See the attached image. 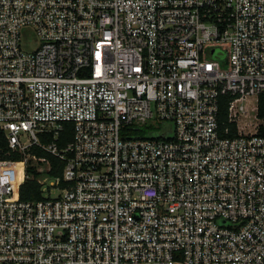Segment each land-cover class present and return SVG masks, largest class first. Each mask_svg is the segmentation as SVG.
I'll list each match as a JSON object with an SVG mask.
<instances>
[{
    "label": "built area",
    "instance_id": "1",
    "mask_svg": "<svg viewBox=\"0 0 264 264\" xmlns=\"http://www.w3.org/2000/svg\"><path fill=\"white\" fill-rule=\"evenodd\" d=\"M260 97L264 0H0V264H264Z\"/></svg>",
    "mask_w": 264,
    "mask_h": 264
},
{
    "label": "trees",
    "instance_id": "2",
    "mask_svg": "<svg viewBox=\"0 0 264 264\" xmlns=\"http://www.w3.org/2000/svg\"><path fill=\"white\" fill-rule=\"evenodd\" d=\"M230 100V97L223 96L219 98V113H218V122L220 125V130L222 131L223 136L227 137H234L237 135V129H236V123L229 121L228 118V102ZM257 116L259 119L264 118V97H260L259 103H258V110H257ZM64 130L60 133L58 138V145L62 146L67 141H70L72 137V124L70 123H64ZM225 128L229 129L228 134H224ZM47 140H50L51 137H47ZM33 151L38 156H46L50 159L52 164V169L49 172V175L51 177H58L62 174V169L64 167L63 163L58 162L54 157H51L46 152L40 150V149H33ZM14 159H19L18 156H14ZM28 178L25 180V182L18 187L17 191V199L21 201H38L42 199L41 196V186L36 181V177L38 176V173L35 172V170L31 167H27L26 169Z\"/></svg>",
    "mask_w": 264,
    "mask_h": 264
},
{
    "label": "rangeland",
    "instance_id": "3",
    "mask_svg": "<svg viewBox=\"0 0 264 264\" xmlns=\"http://www.w3.org/2000/svg\"><path fill=\"white\" fill-rule=\"evenodd\" d=\"M26 31H27V34L25 37L26 41H27L26 50H31L33 47H35L38 44L39 40H38V37L36 36L34 30L31 27H29V29H27ZM246 106H247L249 111L253 110V108L255 106L254 99H249L246 102ZM256 112H255V115H256ZM253 114H254V112H252V113L250 112V115H247V116L241 115L237 118V124L241 130H244V131L252 130V126H254V124H256V123L261 124L262 123V120L256 119L255 115H253ZM250 123L252 125H250ZM158 124L162 125V123L160 121H157V125ZM163 129H165V131H162ZM159 131L162 133L167 132V135L171 136V134H172V123H165L164 125L161 126ZM53 193H55V192H53ZM53 196H55V194H53L52 197Z\"/></svg>",
    "mask_w": 264,
    "mask_h": 264
},
{
    "label": "water",
    "instance_id": "4",
    "mask_svg": "<svg viewBox=\"0 0 264 264\" xmlns=\"http://www.w3.org/2000/svg\"><path fill=\"white\" fill-rule=\"evenodd\" d=\"M217 57H218V58H222V57H223V55H218Z\"/></svg>",
    "mask_w": 264,
    "mask_h": 264
}]
</instances>
